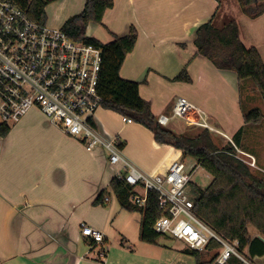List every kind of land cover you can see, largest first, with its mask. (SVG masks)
<instances>
[{
    "label": "crops",
    "instance_id": "crops-1",
    "mask_svg": "<svg viewBox=\"0 0 264 264\" xmlns=\"http://www.w3.org/2000/svg\"><path fill=\"white\" fill-rule=\"evenodd\" d=\"M51 1L65 11L72 0ZM79 2L76 14L83 11L86 0ZM233 6L235 2L229 0H221L220 6L216 0H115L102 24L109 34L118 36L128 34L131 26L138 29L136 46L124 62L121 76L139 82L146 78L140 94L151 103L156 116L169 114L175 100L186 97L206 109L213 126L229 141L240 129L260 130L262 124H245L237 74L219 70L198 55L194 42L197 29L210 20L217 28L235 20L244 46L257 48L264 61V15L251 19ZM231 11L237 17L233 18ZM248 26L262 29L259 39L246 32ZM185 67L192 81H174ZM257 107L264 112L261 105ZM124 119L103 108L95 115L103 136L120 139L127 162L153 175L165 173L172 162L183 158L181 150L157 143L148 128ZM242 137L238 149L252 155L264 172V144L256 153L243 147L246 139ZM106 156L100 149L88 152L78 139L67 136L35 108L5 137L0 136V264H198L188 253L194 249L187 243L184 247H171L159 240L157 245L144 243L140 237L142 219L135 218L132 227L126 223L130 218L116 221L122 213H135L124 211L113 193L111 182L116 172ZM103 191L105 205H95ZM82 221L103 231L104 254L98 250L100 246L81 235ZM216 247L213 243L198 251L199 264H211L218 253ZM111 249H121L115 256L121 261H111ZM254 258L264 264V256Z\"/></svg>",
    "mask_w": 264,
    "mask_h": 264
},
{
    "label": "built area",
    "instance_id": "built-area-1",
    "mask_svg": "<svg viewBox=\"0 0 264 264\" xmlns=\"http://www.w3.org/2000/svg\"><path fill=\"white\" fill-rule=\"evenodd\" d=\"M101 70L100 47L74 42L62 27L33 21L20 7L0 0V127L10 129L30 109L39 110L67 136L78 139L88 152L100 149L105 153L116 178L141 189L132 197L135 204L144 206L150 191L158 194L165 215L154 223L156 233L182 240L197 251L217 244L218 253L211 264H229L232 258L240 264H255L247 249L241 250L239 241L219 234L196 214L191 191L194 167L188 168L177 159L165 173L147 174L122 157L118 137L107 138L92 124L101 108ZM124 120L133 123L129 118ZM177 120L220 134L206 109L186 97H178L169 114L157 116L158 123L166 127L175 126ZM233 145L251 160L250 165H256L252 155ZM80 230L95 246L104 244L102 230L85 221L80 223Z\"/></svg>",
    "mask_w": 264,
    "mask_h": 264
},
{
    "label": "trees",
    "instance_id": "trees-1",
    "mask_svg": "<svg viewBox=\"0 0 264 264\" xmlns=\"http://www.w3.org/2000/svg\"><path fill=\"white\" fill-rule=\"evenodd\" d=\"M20 7L28 17L46 24V7L51 0H9ZM221 5V0H216ZM242 12L251 19L264 15V0H238ZM115 0H86L83 11L71 16L63 25V31L74 42L92 44L102 49V70L99 80V93L102 97L101 108L113 111L133 122L148 128L159 144L170 145L183 152V157H191L212 175V182L202 189L191 183L195 211L211 228L224 237L239 241L241 250L248 249L251 257L264 256V178L255 174L251 167L238 157L234 146L219 148L213 141L211 132L203 130L191 137L180 133L174 126L158 123L151 103L140 94L144 81H134L121 76V69L127 56L134 50L138 40V29L130 27L128 34L118 36L111 33L113 39L102 43L88 35L90 24H103L106 12L114 8ZM198 55L208 59L223 71L237 74L238 83L250 80L264 95V61L257 48H246L240 38V30L235 20H228L222 28L214 26L213 21L197 29L195 40ZM178 82L192 81L185 67L174 79ZM264 99V96H263ZM245 124L260 125L264 121V112L256 107L243 112ZM96 126L95 121L91 120ZM9 128L0 127V136L5 137ZM243 128L232 138L237 148L241 146ZM185 159V158H184ZM111 188L121 208L129 213H141L140 237L144 243L157 245L162 235L153 230L157 219L165 215L160 208L158 194L148 193L144 206L132 201L135 189L125 181L114 178ZM106 191L94 202L105 205ZM253 228L262 237H252ZM197 259L198 251H188ZM229 264H240L232 258Z\"/></svg>",
    "mask_w": 264,
    "mask_h": 264
},
{
    "label": "rangeland",
    "instance_id": "rangeland-1",
    "mask_svg": "<svg viewBox=\"0 0 264 264\" xmlns=\"http://www.w3.org/2000/svg\"><path fill=\"white\" fill-rule=\"evenodd\" d=\"M229 1L231 3L235 2V6H233V7H235V10H238L237 12H241V8L239 7L237 0H229ZM67 2H69V0H67ZM79 6H80L79 0H72L70 3V7L64 11L62 9H59L58 5L54 4L52 1L51 5L47 8L48 23L52 26H56L57 28L63 26L66 18L69 17V15H71V13H74L76 11L75 14H73V16L77 15L76 13L79 10ZM234 12L235 11H231V14H230L233 18L237 17L236 13H234ZM256 24H260V23H256ZM217 25H219V24L217 23ZM245 30H246V32L251 31V33H249V34L254 35V40L259 39V36H261L263 34L262 29L260 27H256V26H253L251 29L248 26V28L247 29L245 28ZM88 35L91 37L97 38L102 43H108V42L112 41V39H113V38H111V34H109L107 29L104 28L101 24H90V26L88 28ZM238 88L240 91V98H241L240 108H241L242 114H243V112H249L253 108H256L257 106H260V105L263 107V110H264V99H263L264 95L256 88V86L253 84L252 81L246 80V81L242 82L240 85H238ZM176 125L174 127H176V129L180 133L189 135L191 137L197 136L198 134H200L203 131V129L200 127H187L183 121H176ZM211 135H212L214 143L219 148H224L225 146H230V145L234 146L233 145L234 142L232 140V137L229 141L227 139V136H224L223 132L222 133L220 132V134L212 132ZM242 136H243L242 137L243 139H246L245 143H243V147H245V149H251L256 153L260 152V147H261V145L264 144V121L262 123V127L260 128V130H256V129L254 131L253 130H244ZM237 154H238L239 158H241L246 164H248L251 167V169L254 173L258 174L259 176L260 175L264 176V172L259 170L256 165L252 166L249 164L250 160L247 159L248 157L239 153L238 151H237ZM182 160L184 161V163L186 164V166L188 168L194 167V171H193L194 174L192 176V183L198 185L202 189H205L212 182V180H213L212 175L209 174L206 170H204L199 165L197 160H195L194 158H191V157H183ZM246 161H248V163ZM114 197L115 196L112 195V202H115ZM114 217H115V215H113L112 218H114ZM123 217L131 219L130 222L126 221V223L131 224L130 227H132L134 224L133 221L135 222V218L138 219L139 221H141L142 214L141 213H135V214L122 213L121 215H119L117 217L116 221H119V220L122 221ZM135 226H136V223H135ZM109 231H111V227H110ZM250 232L252 235L254 232H257V231L253 228H250ZM159 242L162 244H168L171 247H176V246L184 247L185 246L184 241L178 240V239L167 238L165 236H161V238L159 239ZM98 250H101V252L103 251L102 254H104L105 248L102 245H100V249H98ZM110 252H111V261H121L119 257L117 259L115 258L116 255H119L121 253V249H111ZM248 256L253 263L261 264L258 260H256V258L253 259V257H251L249 253H248Z\"/></svg>",
    "mask_w": 264,
    "mask_h": 264
}]
</instances>
